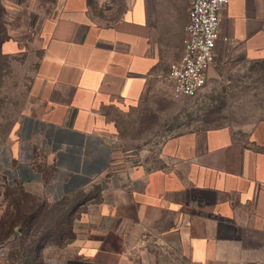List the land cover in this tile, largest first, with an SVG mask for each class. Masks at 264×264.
I'll return each instance as SVG.
<instances>
[{
    "label": "crops",
    "instance_id": "0c3cea01",
    "mask_svg": "<svg viewBox=\"0 0 264 264\" xmlns=\"http://www.w3.org/2000/svg\"><path fill=\"white\" fill-rule=\"evenodd\" d=\"M0 5L1 50L33 55L30 106L0 146L1 186L49 202L97 188L83 216L104 236L93 264H264V111L246 141L227 129L187 131L146 161L111 168L109 117L154 91L174 99L168 72L183 54L187 0ZM251 63L264 64V0H228L206 84ZM156 245L161 257L148 251Z\"/></svg>",
    "mask_w": 264,
    "mask_h": 264
},
{
    "label": "rangeland",
    "instance_id": "374dc122",
    "mask_svg": "<svg viewBox=\"0 0 264 264\" xmlns=\"http://www.w3.org/2000/svg\"><path fill=\"white\" fill-rule=\"evenodd\" d=\"M24 39L28 46L29 38ZM0 51L2 146L30 106V77L33 70L30 62L33 55H13ZM219 75L217 80H210L195 97L173 99L170 96L169 99H161L159 93L154 91L137 108L109 117L115 121L118 133L114 138L111 168L117 169L126 161L127 166L137 163V160L146 161L158 153L164 139L187 131L227 129L233 133L234 139L246 141L250 128L263 117L264 64L221 68ZM100 196L98 189L93 187L60 202H49L22 187L0 185V222L17 221L23 217L22 213H26L28 218L25 223L33 222L35 226L32 227L39 233L51 229L49 238L31 255L37 264H93L95 261L90 260L91 254L104 236H101L96 225L83 222V216ZM24 226L18 224L14 235L0 240L2 264L5 261L17 264L24 258L29 244L25 242L27 229ZM4 231V227H0V238ZM150 249L161 257L159 246H150L148 251ZM154 263L187 264L169 259H159ZM154 263L133 261L132 264Z\"/></svg>",
    "mask_w": 264,
    "mask_h": 264
},
{
    "label": "built area",
    "instance_id": "2783aa9c",
    "mask_svg": "<svg viewBox=\"0 0 264 264\" xmlns=\"http://www.w3.org/2000/svg\"><path fill=\"white\" fill-rule=\"evenodd\" d=\"M183 54L169 67L168 80L176 99L195 97L206 85L207 70L215 60L221 11L228 0H187ZM1 256H3L1 254ZM3 264H10L5 261Z\"/></svg>",
    "mask_w": 264,
    "mask_h": 264
},
{
    "label": "trees",
    "instance_id": "16d2710c",
    "mask_svg": "<svg viewBox=\"0 0 264 264\" xmlns=\"http://www.w3.org/2000/svg\"><path fill=\"white\" fill-rule=\"evenodd\" d=\"M3 16H4V9L0 5V49H1L2 44L8 39L6 32H5V29H4V26H3L4 25ZM64 199H66V198H64ZM64 199H62V200H64ZM62 200H60V201H62ZM60 201H58V202H60ZM22 215H23V217H21L17 221H12V222L3 223V224H1V222H0V225H1L0 227H4V229H5V231L2 235V238H0V240H5L10 235H14V229L18 226V224L26 225V226H24L27 229L25 242L28 241L29 244L27 246L28 247L27 250L25 251L24 258L21 259L17 264H37L36 259L32 258L31 255L34 251H38V249H40L42 244H44V242L49 238V236L51 234V229L50 230L47 229L43 233H39V231L36 228L34 229V227H32V226H35L33 222L25 223L26 218H28L26 213H24V214L22 213ZM30 231H31V233H30Z\"/></svg>",
    "mask_w": 264,
    "mask_h": 264
},
{
    "label": "water",
    "instance_id": "95a60500",
    "mask_svg": "<svg viewBox=\"0 0 264 264\" xmlns=\"http://www.w3.org/2000/svg\"><path fill=\"white\" fill-rule=\"evenodd\" d=\"M209 69H210V68H209ZM209 69L207 70V73H208ZM207 78H208V75H207Z\"/></svg>",
    "mask_w": 264,
    "mask_h": 264
}]
</instances>
